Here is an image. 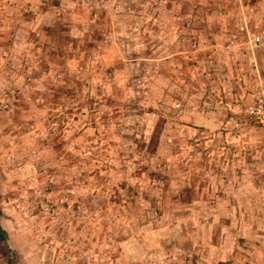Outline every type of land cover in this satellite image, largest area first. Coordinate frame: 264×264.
I'll list each match as a JSON object with an SVG mask.
<instances>
[{"label":"rangeland","instance_id":"1","mask_svg":"<svg viewBox=\"0 0 264 264\" xmlns=\"http://www.w3.org/2000/svg\"><path fill=\"white\" fill-rule=\"evenodd\" d=\"M121 3L0 0V264H264V0Z\"/></svg>","mask_w":264,"mask_h":264},{"label":"trees","instance_id":"2","mask_svg":"<svg viewBox=\"0 0 264 264\" xmlns=\"http://www.w3.org/2000/svg\"><path fill=\"white\" fill-rule=\"evenodd\" d=\"M139 1H143V0H134L131 2L127 0H122V2H125V4L124 6L123 3L119 4L120 7L123 6V9L119 12L121 16L120 17L121 23L119 24L120 26H123V18H125L127 22L130 21V23L132 22L131 20H134V23L149 21L150 13L143 14V12H141L142 5L139 4Z\"/></svg>","mask_w":264,"mask_h":264},{"label":"built area","instance_id":"3","mask_svg":"<svg viewBox=\"0 0 264 264\" xmlns=\"http://www.w3.org/2000/svg\"><path fill=\"white\" fill-rule=\"evenodd\" d=\"M257 41H260V37H257ZM250 112H252L254 115H256L257 118L262 119L264 116V101L263 99L259 102L258 106L252 109Z\"/></svg>","mask_w":264,"mask_h":264}]
</instances>
